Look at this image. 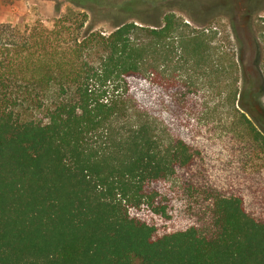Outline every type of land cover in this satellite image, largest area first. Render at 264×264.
I'll return each instance as SVG.
<instances>
[{
    "label": "trees",
    "instance_id": "obj_1",
    "mask_svg": "<svg viewBox=\"0 0 264 264\" xmlns=\"http://www.w3.org/2000/svg\"><path fill=\"white\" fill-rule=\"evenodd\" d=\"M39 1L53 4L49 26L0 24V264H264V74L253 81L242 50L233 60L238 78L215 105L230 109L217 174L228 185L167 229L180 197L167 183L193 194L218 168L190 133L158 121L172 63L179 78L200 69L209 102L227 53L172 13L148 22L139 0ZM95 7L110 31L84 26ZM179 97L185 119L196 104Z\"/></svg>",
    "mask_w": 264,
    "mask_h": 264
},
{
    "label": "rangeland",
    "instance_id": "obj_2",
    "mask_svg": "<svg viewBox=\"0 0 264 264\" xmlns=\"http://www.w3.org/2000/svg\"><path fill=\"white\" fill-rule=\"evenodd\" d=\"M105 1L121 2L123 0ZM65 7L62 8V12L65 11ZM68 7L73 12H83L74 6ZM95 8L94 16L87 12L84 26L87 29L95 25L97 30L110 31V23L102 21L106 13L100 7ZM134 11L148 22H160L165 14L172 13L178 23L182 24V28L187 34H194L198 31L210 32L209 34L213 38L210 45L218 49L216 50L217 53L220 51L219 57H221V51L227 53L216 61L224 69L225 79L222 80L217 73L212 76L216 89L212 94L214 97H211L209 102L208 94L203 85L204 78L197 75L200 69L194 75L193 70L187 66L183 77L179 78L178 73L180 71H175L177 63L174 59L171 67V72L174 75V88L171 91L173 100L169 106L170 110L167 107L168 114L163 107H158L156 110L158 121L164 122L165 119L169 118L174 128H183V132L190 133L189 137L186 138L192 140L190 136L193 137L195 142L207 149V155L204 156L206 161H218V168L208 169L211 179L205 180V182L201 180L200 186H197V190L193 194L183 192V179H175L167 183V191L174 195H176L174 192H177V196L180 197L175 198L173 202L170 213L172 217L164 220L162 226L174 230L183 228L190 222L189 213L196 203L202 201L207 188L215 186L221 190L228 185L222 180L225 174L222 169H226L228 164L224 155V140L226 139L224 126H227L225 124L227 116L225 112L230 109L229 107L220 108L219 105L216 107L215 105L218 103L216 96L220 91L226 93L233 89L231 81L238 78V71L231 65L235 57L237 55L239 57L241 50V62L253 81L256 80L258 73L264 74V0H139L134 6ZM54 14L52 2L0 0V24H9L18 29L23 30L24 27L32 26L37 20L49 26ZM215 56L217 59V55ZM181 78L184 80L183 86H180ZM191 83H195V85ZM180 93H186L196 104V107L191 110L188 109L185 119L179 117L181 112L178 109ZM173 122L176 126L173 125ZM198 131L199 133H197ZM172 133L175 135L176 131L172 130ZM178 135H180V131ZM217 174L222 177L219 181Z\"/></svg>",
    "mask_w": 264,
    "mask_h": 264
}]
</instances>
